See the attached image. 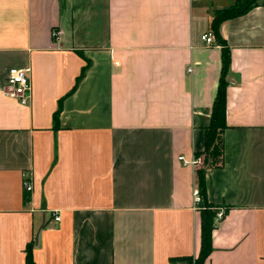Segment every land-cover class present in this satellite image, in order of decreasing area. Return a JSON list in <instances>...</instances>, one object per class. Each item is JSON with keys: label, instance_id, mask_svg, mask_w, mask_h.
Here are the masks:
<instances>
[{"label": "crops", "instance_id": "obj_1", "mask_svg": "<svg viewBox=\"0 0 264 264\" xmlns=\"http://www.w3.org/2000/svg\"><path fill=\"white\" fill-rule=\"evenodd\" d=\"M237 1L0 0V264H27L29 243L35 264H190V161L221 72L210 23ZM218 31L226 127L205 187L226 212L203 264H264V0ZM12 67L30 69L26 104L5 94Z\"/></svg>", "mask_w": 264, "mask_h": 264}, {"label": "trees", "instance_id": "obj_2", "mask_svg": "<svg viewBox=\"0 0 264 264\" xmlns=\"http://www.w3.org/2000/svg\"><path fill=\"white\" fill-rule=\"evenodd\" d=\"M257 4V0H239L231 6L216 10L210 23L217 42L221 45V72L217 91L213 100L210 121L204 128V145L203 149L194 153V157L201 158V163L196 169L197 191L200 196V202L197 204L200 215V250L198 255L193 258L191 256L180 257L190 264H203L212 250L211 238L212 231L215 227V215L217 206L207 199L205 187V172L210 168L220 167L223 160V144L222 131L226 127L225 124V108H226V75L230 62V51L225 41L219 34V24L228 18L241 15ZM88 62L83 65L73 88H75L83 77ZM60 105L54 113V120H57ZM226 212V211H225ZM32 243L26 247L27 264H35L31 255Z\"/></svg>", "mask_w": 264, "mask_h": 264}, {"label": "built area", "instance_id": "obj_3", "mask_svg": "<svg viewBox=\"0 0 264 264\" xmlns=\"http://www.w3.org/2000/svg\"><path fill=\"white\" fill-rule=\"evenodd\" d=\"M54 39H57L59 36V31L54 29L51 33ZM201 39L205 41L207 45L213 43L214 38L211 32L204 33L201 36ZM5 94L8 96L17 99L20 103H28L31 97V82H30V69L29 67H12L9 69L6 79H5ZM184 163H189L183 159L182 156L179 157ZM191 164H200L201 158H193L190 161ZM31 173L24 172L22 174V183L25 192H30L32 189L31 185ZM193 202L197 207V204L200 202V196L198 194L197 188L193 191ZM215 215V221H219L225 213V210L221 207H217ZM53 219L58 221L60 219L58 214L53 215Z\"/></svg>", "mask_w": 264, "mask_h": 264}]
</instances>
